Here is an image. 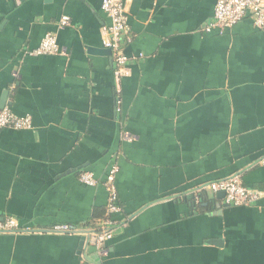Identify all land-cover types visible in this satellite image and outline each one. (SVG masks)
Instances as JSON below:
<instances>
[{"label":"crops","instance_id":"crops-1","mask_svg":"<svg viewBox=\"0 0 264 264\" xmlns=\"http://www.w3.org/2000/svg\"><path fill=\"white\" fill-rule=\"evenodd\" d=\"M216 2L126 0L116 80L101 0H0V104L31 119L0 130V264H264V30L206 31ZM46 34L59 53L34 55ZM113 166L120 212L90 244ZM232 175L256 202L200 190Z\"/></svg>","mask_w":264,"mask_h":264},{"label":"built area","instance_id":"built-area-1","mask_svg":"<svg viewBox=\"0 0 264 264\" xmlns=\"http://www.w3.org/2000/svg\"><path fill=\"white\" fill-rule=\"evenodd\" d=\"M126 0H101V10L108 17L109 24L103 28L102 45L109 50L114 64V76L119 80L126 73V56L123 45L129 43L128 18L125 12ZM246 16H251L256 28L264 30V0H217L214 8L213 21L206 31L212 29L225 30L231 29ZM69 24L67 16L61 17L60 25ZM59 53V47L56 38L51 34H46L40 43V46L34 51V55H54ZM31 126L29 116L17 117L8 108L0 110V130L11 128L14 130H24ZM264 163V160H262ZM118 172L116 166H113L104 181L107 192V216L102 222L99 231L88 230L84 236L90 244L99 245L111 237L112 227L116 222L112 215L120 212L118 196L114 184L115 175ZM79 182L84 186L94 187L97 180L90 172L79 174ZM204 192H223L225 200L233 206H250L258 199V194L246 188L240 180L239 175H232L226 179L212 182L200 188ZM18 225L13 218L0 220V233L17 232ZM57 232H70L74 229L69 226H55Z\"/></svg>","mask_w":264,"mask_h":264},{"label":"water","instance_id":"water-1","mask_svg":"<svg viewBox=\"0 0 264 264\" xmlns=\"http://www.w3.org/2000/svg\"><path fill=\"white\" fill-rule=\"evenodd\" d=\"M108 52L111 54V52L108 50ZM0 108L1 109H4V104H0ZM0 109V110H1ZM220 197H224V193L223 192H218V194H217V198H220ZM84 238L82 237L81 238V242H82V244H84ZM92 251H94L95 250V248H90Z\"/></svg>","mask_w":264,"mask_h":264},{"label":"trees","instance_id":"trees-1","mask_svg":"<svg viewBox=\"0 0 264 264\" xmlns=\"http://www.w3.org/2000/svg\"><path fill=\"white\" fill-rule=\"evenodd\" d=\"M103 220H104V219H103ZM103 220H102V221H103ZM102 221H101V222H102ZM101 222H100V223H101ZM85 227H86V228H85ZM83 229H89V230H93V231H99V229H100V224H97V225H96V224H95V225H94V224L86 225V226H84Z\"/></svg>","mask_w":264,"mask_h":264}]
</instances>
